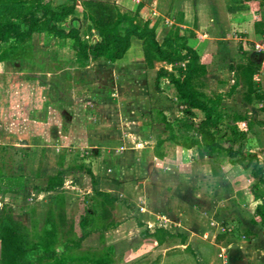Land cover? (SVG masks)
I'll return each mask as SVG.
<instances>
[{"label":"rangeland","instance_id":"obj_1","mask_svg":"<svg viewBox=\"0 0 264 264\" xmlns=\"http://www.w3.org/2000/svg\"><path fill=\"white\" fill-rule=\"evenodd\" d=\"M49 1L56 7L71 0ZM72 1L75 5V21L72 23L81 29L82 36L91 40L95 39L92 16L104 23L103 15L99 13L102 12V4L110 3L120 9L115 1ZM90 1L102 4L91 6ZM249 1L250 27L246 25L248 28L245 30L240 26L228 29L225 33L226 47L221 56L215 44L208 46L206 53L200 56L203 72L194 77L193 85L206 98L216 101L230 120L238 115L239 120H235V123L239 130L248 134L245 147L261 151L259 159L263 163L264 103L256 95L264 93V0ZM59 26L66 29L68 23ZM258 33L261 36H257ZM42 40L41 35L32 38V52L29 56L0 59V147L6 148L3 151L0 149V168L7 177L20 178L19 184L23 188L21 192H10L5 188V183L3 186L0 184V217L8 213L26 229L31 231L36 226L40 231L48 210L58 208L55 195L60 194L63 197V213L73 222L78 233L76 226L83 212L84 200L89 201V206L95 210L96 207L90 200L93 193L89 176L71 171L70 167L83 165L91 172L101 170L102 176L107 177L108 174L115 176L114 171L117 173L120 166L126 169L137 162L141 171L136 176L140 183H145L142 189L146 191V197L150 195L155 181L151 174L153 171L148 172L146 169L157 160L150 155L144 156V151L141 157H123L129 149L136 148L137 142L143 145L142 150L154 146L152 150L155 155L157 138L168 134L162 118L170 122L184 121L183 114L176 108L174 87L169 83L170 77L176 76V65L154 62L153 69H147L144 61L134 60L136 64H133V68L139 74L131 67H124L126 62L122 61L121 64L111 65L99 61L80 62L66 39L54 38L45 45L41 44ZM128 54L127 60L137 59L136 45ZM159 69H165L167 73L157 86L156 73ZM129 103L132 108L128 112L125 104ZM116 112L115 121L113 115ZM131 113L136 116L133 125L126 120ZM201 119L202 115L196 112L194 121L199 122ZM174 130L176 138H184V128L175 127ZM97 132L106 135L96 134L90 139L86 137L88 133ZM175 147L170 143L162 149L165 154H170ZM187 155L194 160L193 152ZM168 161L171 165H165L164 170L167 167L175 168L176 173L186 175H172V182L158 185L168 187L170 195L179 190L181 194L187 193L190 196H193L194 191L201 192V199L197 198L195 204L197 214H193L199 217L201 223H208L209 227L218 229L222 236L231 237L233 228H237L242 221H248V204L252 199L255 200L257 192L254 191L255 180L248 173L228 172L227 163L204 157L199 161L194 160L200 167L196 176L192 175L191 166L175 167L171 163L172 159ZM60 171L62 186L55 191L44 192L43 188L49 179ZM131 175L127 172L118 179L125 181ZM261 197L263 199L258 202L264 203V194ZM170 201L172 210L177 209L178 205L186 208L177 200ZM108 211L109 219L106 223L98 221L97 230L89 232L90 237L82 243L81 250L103 251L111 247L113 264H154L157 260L162 264H198L200 254H194L188 248H174V245L178 246L177 239L171 240L169 244L172 249L162 256L163 253L152 241L136 236V227L130 221L131 218L124 215L115 219L118 205L113 203ZM139 212L145 210L139 208ZM220 213L224 217L218 220L216 227L211 226V216H220ZM169 215L161 214L160 219L166 225L171 223L174 226L170 218L173 213ZM104 224L121 226L115 231H105L107 236H104V233L100 235L99 230ZM211 231L208 229L205 243L211 242ZM248 234L243 229L238 231L239 237L235 241L227 238L226 242L232 246L214 251L212 258L216 264L254 263L257 255L252 257L251 249L259 248L256 239ZM61 236L66 238L64 234Z\"/></svg>","mask_w":264,"mask_h":264},{"label":"trees","instance_id":"obj_2","mask_svg":"<svg viewBox=\"0 0 264 264\" xmlns=\"http://www.w3.org/2000/svg\"><path fill=\"white\" fill-rule=\"evenodd\" d=\"M71 1L55 7L49 0H0V59L29 56L32 38L41 35L42 45L54 38L66 39L80 62L99 61L111 65L124 57L131 39L141 41L145 68L153 69L154 62L176 65V76L170 77L169 83L176 93V108L184 116L183 122H170L162 118L168 134L158 137L156 156L163 159L165 153L162 147L171 143L193 152L194 160L209 157L227 163L248 173L255 180V200H258L264 194V162L259 159L261 151L245 147L248 134L239 130L235 123V120H239L238 115L230 120L216 101L209 100L194 87L193 79L203 72V68L200 55L187 45L186 38L179 35L178 30L172 29L159 42L155 26H151L149 21H138L137 12H122L117 6L101 3L103 9L101 7L102 12L99 13L103 15L104 23L92 16L95 39L91 40L82 36L81 29L73 25L75 5ZM89 3L91 6L101 5L95 1ZM62 23H68V27L64 29L59 26ZM166 73L165 69L157 71V86ZM256 96L264 103V93ZM196 112L202 115L199 122L194 121ZM175 127L184 128V138L175 137ZM0 149L3 151L6 148ZM70 170L89 176L93 193L90 200L96 210L89 206V201L84 200L83 212L76 226L78 233L73 222L63 213V197L60 194L55 195L58 208L48 210L40 231L36 226L30 231L10 214H3L0 217V264H113L111 247L103 251H83L81 247L89 232L96 229L98 221L106 223L109 219L108 207L112 206L115 199L93 188L94 176L83 165L72 166ZM61 174L62 171L51 177L43 191L51 192L61 187ZM19 179L7 177L0 168V184L3 186L5 183V188L10 192L23 190ZM251 223L264 228V203L255 206ZM112 228L113 225L104 224L99 229L100 235ZM63 234L66 238L61 236ZM230 236H239L237 228L232 229Z\"/></svg>","mask_w":264,"mask_h":264},{"label":"crops","instance_id":"obj_3","mask_svg":"<svg viewBox=\"0 0 264 264\" xmlns=\"http://www.w3.org/2000/svg\"><path fill=\"white\" fill-rule=\"evenodd\" d=\"M103 1H115V3L120 7V11L122 12H137L138 21H149L151 26H155L156 39L159 42L172 29L178 30L179 35L186 38L187 45L193 48L200 56L206 53L208 46L211 44H215V46L217 47V51L221 56V54H223L224 52V47H226L225 41L227 39L225 37V33L229 31L228 29H232L234 26H240V28L244 30L247 29L248 27H246V25L249 24V16L251 15L249 0ZM212 31L214 32V34L212 33ZM257 36L261 35L258 33ZM134 45H136L137 59L129 58L127 60V57L129 55L128 52ZM134 60L143 61V55L141 41L133 38L131 39L130 47L125 53L124 57L116 61L114 64H119L122 61L126 62L123 64L124 67L133 68V64H136V61ZM132 70H135V68H133ZM135 72L137 71L135 70ZM137 73L141 74L139 71ZM125 106L126 111H131L132 107L130 103L125 104ZM132 113L134 114V112ZM132 113L130 115V118L126 119L130 121L131 125L136 122V116ZM114 118L116 121L117 112L113 115V120ZM96 134L99 133H88L86 137L90 139L93 136H96ZM101 134L99 135H106L103 133ZM107 136L109 137L110 134ZM135 146L136 148L129 149V151H127L126 155L123 158L128 159L133 156L141 157L143 156L144 151V156L150 155L152 158L157 160V163L152 162L146 169L148 172L153 171L151 172V174L153 175V180L155 181L153 183L154 188L151 190L150 195L146 197V191L142 189L143 186H145V183L139 182L138 175L141 169L138 167L137 162L136 165H133V167L129 166L126 167V169L123 165L120 166L121 169L118 170L117 173L114 171L115 176L108 174L109 177L107 175H105L107 177H104L102 176L101 170H98L97 172L92 171L91 173L93 174L95 180V185L93 186V188L96 191L107 193L110 197L114 198V205H118V213L115 215V219H118L116 217L122 218L124 215H126L127 218H131L130 221H132L136 227V229L134 230L136 236L140 239L143 238L152 241L154 246L163 253L162 256H164L166 252L172 249L169 244L171 240L174 241L177 239L179 240L177 243L178 246L174 245V248L179 247L180 250H186L188 248L194 254H200L198 258V264H216V260L212 258L214 251L216 249L223 250L226 247L228 249L230 246H232V244L227 243L228 241L226 242L227 238L231 240L233 239L235 241L237 237L232 238L227 237L226 235L222 236V233H218V229L216 230L213 229V227H209L208 223H201L198 220L199 217L193 215L194 213L197 214V211L195 210V204L197 198L201 199V192L194 191L193 196L191 195L192 197L187 193L185 195L181 194L180 190L177 191V193L173 192L174 195H170L168 187L158 185V183L166 184L168 182H172L173 180L171 177H173L175 174H177V176L186 175V173H176L175 168L171 169L167 167V169L164 170L165 165H171L168 164V159H172L171 163H174L175 167L178 165L191 166L189 168L192 170V175H196L198 173V171L200 170L199 165L196 164L194 160L187 157V154L191 153V151L176 146L175 150L172 153L169 154L168 152L165 154V157L163 159H160L156 156V154H153L154 149L152 150V148L154 146H151L150 148L145 150H142L143 145L140 142L135 143ZM200 162L204 161L201 160ZM195 165L197 166L195 167ZM227 171H231L234 173L241 172V170L235 167H231L230 165L228 166ZM127 172L132 175L134 174V176L131 175L130 178L125 179V181H120L118 179L119 176L122 177L123 174ZM136 174L138 175L136 176ZM90 191L91 188L88 192ZM170 197L172 200H177L180 204L182 203L181 205L184 204L186 208H181V206L178 205L177 209L172 210ZM259 199H263V197H260ZM259 199H252L251 202H249L248 206H250V213L246 216L248 219L246 223L245 221H242V223L238 224L237 221H235V223L238 224L237 228L239 227L238 231L243 229L247 230L248 233L251 234L252 237H254L257 241V246L259 249L256 250V247H253V249H251V256H254L255 258L257 255V258L256 261L251 264H264V228L251 223V219L254 215V208L260 202ZM139 208L145 210V212L138 213ZM183 209L187 212L186 215L184 214L185 211ZM171 213H173V217H170ZM161 214H170L169 217L172 218L174 226H172L171 223L169 224L171 226H169L166 225L165 222H162L160 219ZM188 215L190 216L187 218L186 216ZM223 217V213H220V216H211L209 221L211 226L214 225L216 227L218 220ZM118 226L120 228L121 225ZM118 226L114 224V228H112L111 230L115 231ZM152 227H154L153 230L150 229ZM171 228H174V231H172ZM208 229L212 230L211 233L213 234L211 235V242L205 243L204 239L207 238ZM111 230H108L107 232ZM104 234V236H107L106 232H104ZM249 234L248 236H250ZM159 262L160 261L157 260L154 264H159ZM243 264L249 263L244 262Z\"/></svg>","mask_w":264,"mask_h":264}]
</instances>
